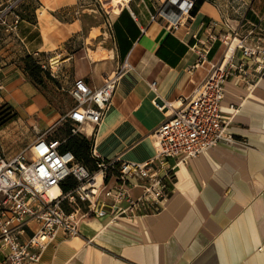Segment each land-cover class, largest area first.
<instances>
[{"label": "crops", "instance_id": "0c3cea01", "mask_svg": "<svg viewBox=\"0 0 264 264\" xmlns=\"http://www.w3.org/2000/svg\"><path fill=\"white\" fill-rule=\"evenodd\" d=\"M38 1L42 8L49 3L43 20L24 18L13 37L2 36L16 52L8 53L10 63L0 69V101L14 106L20 121L36 133L45 132L57 125L60 114L18 61L38 56L55 73H70L71 85L83 78L93 87L127 65L100 126L85 127L87 137L93 136L92 150L105 160L144 163L156 156L154 133L165 120L156 102H177L208 75L210 63L196 66L199 55L191 49L195 34L210 33L203 22L216 23L214 33L254 31L251 38L264 39V0H204L176 30L170 22L151 18L164 0H133L123 6L112 0L107 47L93 50L87 39L76 44L83 27L77 18L61 20L52 14L70 8L68 14L80 13L79 0ZM169 35L187 46L175 65L157 54ZM211 44L208 59L221 60L225 44ZM236 54L241 57L240 51ZM231 105L239 107L230 126L238 142L221 143L180 165L162 209L114 222L91 214L81 221L79 235L60 232L40 264H264V78L252 91L228 81L223 114L231 113ZM141 192L132 189L135 197ZM4 259L0 250V264Z\"/></svg>", "mask_w": 264, "mask_h": 264}, {"label": "built area", "instance_id": "2783aa9c", "mask_svg": "<svg viewBox=\"0 0 264 264\" xmlns=\"http://www.w3.org/2000/svg\"><path fill=\"white\" fill-rule=\"evenodd\" d=\"M123 1L129 4L133 0ZM197 1L165 0L151 18L170 22L176 30L192 17ZM8 13L7 9L0 12V21L5 23ZM13 16L8 31L18 30L21 17ZM215 25L203 22L202 27L210 33L195 34L191 46L199 55L196 66L210 63L206 78L175 103L156 102L165 120L154 133L157 153L150 161L105 160L92 150L95 168L89 169L72 151L62 150L66 139L50 136V129L39 132L14 154H0V250L5 254L4 264H40L44 251L60 232L66 237L79 235L81 221L91 214L114 222L162 209L170 197V180L180 165L221 143L238 142L230 126L239 107L231 105L229 115L222 112L225 84L233 81L252 91L264 78V39L251 38L254 31L243 36L237 29L224 35L214 33ZM218 40L225 44V51L221 60L212 61L208 59L211 43ZM126 66L108 74L99 87L83 78L73 82L70 94L74 105L61 118L71 135L86 134L88 125L100 126ZM63 183L68 185L66 190ZM52 187L60 191L50 193ZM133 188L142 189L138 197Z\"/></svg>", "mask_w": 264, "mask_h": 264}, {"label": "rangeland", "instance_id": "374dc122", "mask_svg": "<svg viewBox=\"0 0 264 264\" xmlns=\"http://www.w3.org/2000/svg\"><path fill=\"white\" fill-rule=\"evenodd\" d=\"M111 1L112 0H79L76 7L78 10L80 9V13L68 14V12L72 10V8H70L69 10L66 9L65 11L61 10V13L53 12L52 14H56V16L61 20H73L74 18H77L82 23L83 27L82 32H80V37L77 38L76 44H79V42L83 44L87 39L88 47L94 50L100 46L107 47V31L111 21V15L109 11L114 8V6L111 5ZM115 2L119 1L115 0ZM154 2H157V0H154ZM44 4L45 8L46 5H49V3L46 1ZM42 5L43 3H40L38 0H0V12L4 11L5 9L9 11L6 22L4 23L0 21V69L6 64L10 63L11 58L8 53L16 52L14 45L6 43L5 40L2 39L4 33L8 34L10 37H13L15 33L18 32V30H6L8 25H11L10 23L14 19L13 14L17 13L20 15V23L24 18L28 21L37 22V18L43 20L44 14L47 13V9L42 8ZM118 5L123 6V4L120 2ZM161 5L157 7L156 11L159 10ZM20 23L18 25H20ZM97 35H101V38L95 39L94 37ZM74 45L75 43L72 44L71 48H74ZM34 57L38 58V56ZM61 57H58V60ZM15 58H17V56L12 58V60ZM17 64L24 69V59H22V61H18ZM42 65L43 67L45 65L44 69L51 71L49 64L42 63ZM24 73L33 82L25 70ZM69 74L70 73L66 72L63 76L62 71L58 69V71L55 73L56 77H53L55 81L49 78L50 76H45L44 82L42 84L38 85L33 82V84L36 85L39 90H41L43 96L47 99L49 104L55 109V112L60 114L57 125L50 128L48 134L50 136H59L62 139L67 138V134L65 133L68 130V124L61 122V118L64 116V113H66L70 107L74 105V100L70 94V88L72 86L70 84L71 78L67 77ZM0 91H3V84L1 83ZM1 96L2 93L0 92V97ZM19 117V113L14 106L4 101H0V154L2 155L10 156L18 152L38 136V133L35 132V128L30 127L25 120L20 121ZM83 134L86 135L85 133Z\"/></svg>", "mask_w": 264, "mask_h": 264}, {"label": "trees", "instance_id": "16d2710c", "mask_svg": "<svg viewBox=\"0 0 264 264\" xmlns=\"http://www.w3.org/2000/svg\"><path fill=\"white\" fill-rule=\"evenodd\" d=\"M204 0H198L195 7L192 10V15L195 13L198 5ZM176 51V54L172 56V52ZM187 50V46L183 45L181 42L176 40L173 36L169 35L164 44L158 49L157 54L164 60H167L172 65H175L180 56L183 55ZM24 70L33 80L35 84H42L44 82L45 76L51 77L50 71L44 69L40 60L31 54H28L24 58ZM47 73H46V71ZM66 142L62 145V150L72 151L77 159L86 165L89 169L95 168L94 159L92 157V145L93 141L91 138L84 134L71 135L70 127L68 125V130L66 131ZM59 137V136H56ZM61 138V137H60ZM74 183V181H73ZM62 188L66 190L68 185L66 183L62 184Z\"/></svg>", "mask_w": 264, "mask_h": 264}, {"label": "bare ground", "instance_id": "6f19581e", "mask_svg": "<svg viewBox=\"0 0 264 264\" xmlns=\"http://www.w3.org/2000/svg\"><path fill=\"white\" fill-rule=\"evenodd\" d=\"M120 3H122L123 5L125 4V2L123 0H118ZM60 191V189L58 187H52L49 192L50 193H58Z\"/></svg>", "mask_w": 264, "mask_h": 264}]
</instances>
